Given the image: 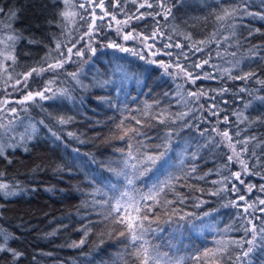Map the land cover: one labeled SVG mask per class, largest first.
Masks as SVG:
<instances>
[{
  "label": "trees",
  "instance_id": "obj_1",
  "mask_svg": "<svg viewBox=\"0 0 264 264\" xmlns=\"http://www.w3.org/2000/svg\"><path fill=\"white\" fill-rule=\"evenodd\" d=\"M220 4L236 6L240 4V0H185L184 6L173 9L174 19L169 18L168 21L160 17L156 19L160 20L164 32L173 36V42L176 40L184 42L185 33H191L194 40H201L220 28V23L215 19ZM240 6L247 7L251 12H264V4L261 0H247V4ZM105 7L108 11L115 12L118 19H124V13L112 8L109 0H105ZM0 9H3V12H0V40L11 35L20 37L15 44L16 63L9 68L13 79L6 85V77L0 75V100L5 98V89H7V93L11 94L7 99L14 101L21 98L24 93L13 91L10 85L14 84L16 79H22L21 74L39 66L49 50L54 49L57 40L67 39L66 35H62L61 27L60 13L64 9V3L63 0H0ZM135 10V5L132 3H128L125 8V12L129 15ZM157 10L141 9V11ZM96 11L99 15L100 10L96 9ZM109 19L110 17L106 18V21ZM104 23L105 26L95 37L93 46L97 49L96 54L89 53L88 56L86 54L84 59L88 60L87 63L78 61L65 66L67 72L82 69L80 79L89 87L81 88L67 75H59L53 89H69L72 99L61 97L54 100H38L35 105L30 104L27 113H20L24 126L35 123L37 127L35 138L27 143L28 151L21 147L8 148L5 153L7 159L0 157V172L4 173L0 177V182L9 184L15 192L14 195L5 196L0 191V228L15 236V239L9 241V246L22 253L18 259H14L11 253L0 252V264H112L114 260L117 264H123V261L118 259V253H123L124 250V245L121 243L124 238L118 235L120 227L116 226V231L111 236L107 235L112 226L102 227L99 223L102 217L97 214L103 210L90 206L92 198L88 193L92 191V186L87 177L95 175L99 178L102 171L98 164L90 162V156H94L98 161H119V150L126 149V141L120 140L112 133L122 113L128 115V110H132V114H138L136 110L143 109L146 103L152 104L155 100L160 101L161 107H170L171 112H180L184 108L182 104L176 103L172 95L177 82L163 75V69L146 63L131 52H122L117 48L104 46L111 42L118 43L117 34L107 27L106 22ZM228 23L236 25L233 47L228 49L229 53L235 51L236 56L228 55L226 59L241 61L239 68L235 69L233 74L254 71L260 79H264V60L252 57L250 52L254 45L264 46V20L241 14ZM154 25L155 21L148 17L131 21L129 28L137 32L150 33ZM86 28L87 25L83 21H77L75 28L69 29L72 32L71 39L73 41L77 39ZM129 28H126L125 32L129 31ZM255 29L259 31L250 36L249 32ZM229 31L230 29L225 25L222 34H228ZM164 42L166 41L160 40L156 46L160 47ZM126 47L138 51L143 49V45L133 41H128ZM3 49L4 45L0 44V50ZM171 51L180 50L171 49ZM52 54L55 55L54 52ZM260 56H264V47L260 48ZM157 58L170 59L166 56ZM148 59L151 57L149 56ZM7 63L11 64V61ZM213 63H223V61L214 59ZM117 66L127 72L126 79H122L120 73L114 72ZM205 70L213 71L207 66ZM53 75L51 72H46L43 76L30 78L27 90L35 91L42 88L48 79L53 78ZM106 80H110L111 83L101 86L100 82ZM197 86L230 89L223 96H217L215 101L222 109L219 113L220 118L224 115L229 117L232 125L230 131H234L238 123L237 116L233 115V112H243L250 121L264 117V104L254 100L256 95L264 96V86L257 83L255 77L247 82L228 79L200 80L197 81ZM241 87L247 88L253 95L239 92ZM165 92L169 93L168 97L163 95ZM102 97L106 100H102ZM248 100H253V104L245 110L244 104ZM106 101H110L115 107H110ZM200 103L207 108L213 101L201 99ZM10 106L20 107L15 103ZM117 108L120 111H117ZM49 113L53 116H71L74 119L72 123L61 126L49 117ZM203 115L207 116L210 122H201L200 127L207 128L208 134L214 135L211 133V128L215 125L217 117L208 116L206 112ZM40 120H44L45 125L57 132L60 139L53 137L48 127L40 125L38 123ZM247 123L239 124V128H247L242 135L254 134L259 139H264V122L254 123L251 127H247ZM162 127L158 125L150 134L154 135ZM219 127L223 129L229 125L221 123ZM18 131L23 132L24 127H19ZM68 132L75 133L78 139L69 137ZM180 139L181 142L191 141L193 145L198 140L203 142L195 129H185L181 132ZM74 149H78V152L73 151ZM259 151L260 149H257L258 153ZM226 153L230 154L226 148L213 153L203 150L194 161L199 175L213 170L204 180L191 181L193 185L205 189V192L190 193L188 189L181 191L201 197L207 202L200 207H193L195 201H189L184 210L196 215L189 218L192 223L180 221L179 224L183 227L179 230L176 223L160 226L163 231H159L150 239L161 245V251H168V245L171 244L174 246L173 250L179 248L181 254H188L194 248L213 247L214 239L242 235L238 231L228 233L220 231L235 219L237 209L223 205L235 199L236 194L231 192L221 193L220 196L208 194L220 187L212 181L221 179L215 170L220 169L221 165L227 162ZM253 163L254 160H249V167L252 173L257 174H242L245 185H255L251 193L245 186L233 180L249 202L257 201V198L264 199V192L259 191L260 186L264 185V167L257 165L252 168ZM239 170L240 165L237 163L231 164L229 169V171ZM229 171H223L222 174L228 175ZM103 176L111 183L123 184V178L117 180L107 171L103 172ZM228 187L230 188L231 185ZM205 212L210 215L204 216ZM255 215L262 214L256 212ZM238 223L239 221H236V224ZM192 224L198 226L196 230H193ZM84 225L92 229L86 237V242L80 247L69 246L73 242L78 243L81 239H85L82 230ZM201 225L210 227L201 230ZM101 233L105 235L101 236ZM253 264H264V252L258 251L254 254Z\"/></svg>",
  "mask_w": 264,
  "mask_h": 264
},
{
  "label": "snow or ice",
  "instance_id": "obj_2",
  "mask_svg": "<svg viewBox=\"0 0 264 264\" xmlns=\"http://www.w3.org/2000/svg\"><path fill=\"white\" fill-rule=\"evenodd\" d=\"M261 2L264 4V0ZM63 3L64 9L60 13L61 27L62 35H66L67 39L57 40L54 49L49 50L39 66L32 67L26 73L21 74L22 79H16L15 83L10 85L13 91L24 93L21 98L14 101L7 99V96L11 94L7 93V89H5V98L0 100V157L7 159L5 153L8 148L21 147L28 151L27 143L35 138L37 127L35 123L24 126L20 113H27L30 104L35 105L38 100H54L61 97L72 99L69 89H53L59 75H67L81 88L89 87L83 84L80 79L82 69L67 72L65 66L78 61L87 63L88 60L84 59L85 55L86 53L96 54L97 49L93 45L96 35L105 26L104 22L109 28L113 26L114 22L117 34L122 35L124 41H136L143 45V49L138 51L115 42L104 46L118 48L122 52H131L139 59L145 60L146 63L163 69V75L169 76L174 82H177L172 95L176 99V103L182 104L184 108L180 112H171L170 107H161L160 101L155 100L152 104L146 103L143 109L136 110L138 114H132V110H128V115L122 113L119 123L115 125V131L112 133L113 136L126 141V149L119 150V161H98L94 156H90V162L98 164L102 170L99 178L95 175L87 177L92 186V191L88 193L92 198L90 206L103 210L97 214L102 217L99 221L102 227L112 226L107 235L111 236L116 231V226L120 227L118 235L124 238L121 241L124 250L123 253H118V259L123 261V264H253L254 254L258 251L264 252V207L258 206H264V199L257 198L258 205L257 201L249 202V199L241 194V189L237 187L236 183H233V180L239 185L245 186L249 193L255 187V185H245L242 174L252 173L249 160H254L252 168L257 165L264 167V139H259L254 134L242 135L247 131V128L241 129L239 124L248 122L247 127H251L254 123L264 122V117H257L255 121H250L243 112H233V115L237 116L238 123L235 130L230 131L232 125L229 117L224 115L220 118L219 113L222 109L215 102L217 96H223L230 89L227 87L205 88L197 86V81L228 79L247 82L255 77L256 82L264 86V79H260L254 71L234 75V70L239 68L241 61L226 59L228 55L236 56L235 51L228 52V49L233 47L232 41L236 36V25L228 22L241 14L264 20V12H251L247 7H241L240 5L247 4V0H240V4L236 6L220 4L219 11L215 13V19L220 23L219 29L201 40H194L191 33H185L183 34L184 42L180 40L173 42V36L164 32L160 20L156 18L160 17L164 21H168L169 18L174 19L173 9L184 6L185 0H109L112 8L119 9L124 13L123 20L118 19L115 12L107 10L105 0H63ZM128 3H132L136 8L131 15L125 12ZM96 9L100 10L99 15ZM141 9L158 10L141 11ZM0 12H3V9H0ZM109 17L110 19L106 21V18ZM148 17L155 21L150 33L137 32L135 29L125 32V29L130 27L131 21H139ZM77 21H83L87 28L73 41L71 39L72 32L69 29L75 28ZM225 25L230 29L228 34H222ZM258 31V29L251 30L249 35ZM18 39H20L19 36L11 35L0 40V44L4 45V49L0 50V75L6 77V85L13 79L9 68L16 63L15 44ZM160 40L166 42L157 47V42ZM236 43L238 44V41ZM261 47L264 46H252L251 56L264 60V56H260ZM171 49L180 51L173 52ZM53 52L55 55L52 54ZM201 53L204 55H197ZM149 56L151 59H148ZM163 56L170 59L157 58ZM214 59L223 61V63H213ZM8 61H11V64L7 63ZM225 64L230 66L225 67ZM206 66L213 71H206ZM46 72L53 73V78L48 79L44 86L38 90H27L30 78L43 76ZM114 72L120 73L122 79H126L128 76L120 66H117ZM108 83L111 81L100 82L101 86ZM188 85L192 87H186ZM239 92H248V89L241 87ZM209 93H215V95H209ZM248 94L253 95L251 92ZM163 95L168 97L169 93L165 92ZM101 99L106 100L103 97ZM201 99L211 100L213 103L205 108V105L200 103ZM254 100L264 104V96L256 95ZM106 102L110 107H115L110 101ZM13 103L20 107H11L10 105ZM252 104L253 100H248L244 104V109L247 110ZM117 111L120 109L117 108ZM205 112L208 116L217 117L215 125L211 128V133L214 135L208 134L207 128L200 127L201 122H210L207 116L203 115ZM197 113H201V115L198 116ZM48 115L61 126L72 123L74 119L71 116H53L51 113ZM194 121L196 122L194 123ZM38 123L48 127L44 120H40ZM221 123L229 125V127L221 129L219 127ZM158 125L163 127L159 128L154 135L150 134L151 130L157 129ZM21 126L24 127L23 132L18 131ZM185 129H195L203 142L198 140L195 145L187 140L181 142V132ZM48 131L57 140L60 139V136L51 127H48ZM67 135L78 139L73 132H68ZM221 148H226L230 154H225L227 162L221 165L220 169L215 170L221 179L212 181V183L219 184L220 187L208 194L214 196H220L221 193L227 192L236 194L235 199L223 205L237 209L235 219L233 223L226 225L220 231L223 233L238 231L242 235L214 239L213 247L194 248L188 254H181L179 248L173 250L174 246L171 244L168 245V251H161V245L150 239L159 231H163L160 226L176 223L177 230H179L180 227H183L179 224L180 221L192 223L189 218L196 215L184 210L189 201H195L192 204L193 207H200L207 202L201 197L190 194L191 192H205V189L193 185L191 181L204 180L213 170L199 175L194 161L203 150L213 153ZM177 149L179 150L177 151ZM257 149H260L259 153ZM73 151L78 152V149ZM9 163H11L10 160ZM233 163L240 165L239 171H229ZM104 171L111 173L117 180L123 178V184L111 183L107 177L103 176ZM223 171H229V174L223 175ZM3 175L4 173L0 172V177ZM106 180L108 182H105ZM229 185H231L230 188ZM181 189H188L190 193L186 194ZM0 191L5 196L15 194L9 184L4 182H0ZM259 191L264 192V185L260 186ZM256 212L262 215H255ZM209 215L208 212L204 213V216ZM236 221L239 223L236 224ZM197 227L192 224L193 230H196ZM200 227L202 230L210 226L201 225ZM82 230L85 239H81L78 243L73 242L69 246L80 247L86 242V237L92 229L88 225H84ZM100 235L103 236L105 233ZM12 239H15V236L0 228V252L11 253L14 259H18L22 253L9 246V241ZM112 264H117V261L114 260Z\"/></svg>",
  "mask_w": 264,
  "mask_h": 264
},
{
  "label": "rangeland",
  "instance_id": "obj_3",
  "mask_svg": "<svg viewBox=\"0 0 264 264\" xmlns=\"http://www.w3.org/2000/svg\"><path fill=\"white\" fill-rule=\"evenodd\" d=\"M115 28H116V26H115V23H114L113 26L111 27V30H112L115 34H117ZM129 30H131V29L129 28ZM116 37H117V39H118V43H117V44H121V45H123V46L126 47V43H127L128 41H124L123 38H122V35H118V34H117ZM129 41H133V40H129ZM133 42H136V41H133ZM136 43H138V42H136ZM117 49H118V48H117ZM86 54H87V56H88L89 53H86ZM0 193H1V192H0Z\"/></svg>",
  "mask_w": 264,
  "mask_h": 264
}]
</instances>
